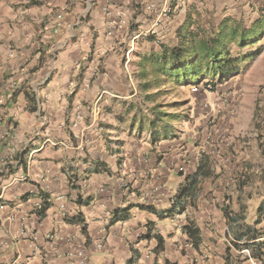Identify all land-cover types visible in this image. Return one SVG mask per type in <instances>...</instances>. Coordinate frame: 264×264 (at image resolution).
Masks as SVG:
<instances>
[{
  "label": "crops",
  "instance_id": "crops-1",
  "mask_svg": "<svg viewBox=\"0 0 264 264\" xmlns=\"http://www.w3.org/2000/svg\"><path fill=\"white\" fill-rule=\"evenodd\" d=\"M40 1L7 7L0 31V264H253L225 210L245 207L255 224L264 163L252 155L237 167L231 153L236 165L218 166L202 132L178 135L190 114L161 139L149 128L150 97L173 81L154 86L147 64L179 45L202 0H174L161 23L169 0ZM203 155L212 173L190 199ZM183 194L184 210L169 215Z\"/></svg>",
  "mask_w": 264,
  "mask_h": 264
},
{
  "label": "rangeland",
  "instance_id": "rangeland-1",
  "mask_svg": "<svg viewBox=\"0 0 264 264\" xmlns=\"http://www.w3.org/2000/svg\"><path fill=\"white\" fill-rule=\"evenodd\" d=\"M32 1L0 0V31L6 28L3 20L7 7L24 11L33 7ZM263 8L264 0H202V11L194 8L191 12L192 30L202 32V39H205L228 18L250 28L262 15ZM16 14L19 13L16 11ZM177 34L174 38L176 41ZM232 51L235 56L245 57V60L240 73L229 81L220 84L217 80L211 82V77H208L203 80L202 87L172 82L158 94V105H163L168 113L192 115L189 124H177L178 135L193 137L200 136L202 132L203 147L210 151L218 166L221 158L228 169L236 165L229 162L233 154H238V159H241L237 167L246 156L252 155L258 164L264 163V150L257 146L264 138V38L257 44L250 43L243 47L235 43ZM207 81H210L208 85ZM192 87L200 92L194 95ZM188 98L192 102V106H189L192 111L188 110Z\"/></svg>",
  "mask_w": 264,
  "mask_h": 264
},
{
  "label": "trees",
  "instance_id": "trees-1",
  "mask_svg": "<svg viewBox=\"0 0 264 264\" xmlns=\"http://www.w3.org/2000/svg\"><path fill=\"white\" fill-rule=\"evenodd\" d=\"M40 4L41 1L38 0L31 2L33 6H39ZM261 14L260 18L250 28L242 26L231 18L225 19L217 27L218 29L216 28L215 33L205 39H202V32L192 30L191 23L188 27H184L178 33L179 45L172 48H164L163 53L158 58L150 59L152 63L147 64V66H150L149 70H152L157 75L156 85L154 86L158 88L164 86L167 81L166 78L172 79L176 85H191L202 84L203 80L208 79V77H211V82L217 80L218 83L223 84L229 81L230 78L237 76L241 71V64L245 57L235 56L232 46L235 43H238L240 47L250 43L257 44L264 38V8ZM250 55L247 56L249 57ZM207 82L208 85L210 81ZM148 86L150 88V83H148ZM150 98L151 101L156 102L158 95H153ZM152 112L153 118L150 120L149 128L153 131V136L156 139H161L167 136L169 132H173L169 124L172 120L182 118L181 115L167 113L160 104ZM211 173L212 162L210 157L203 155L198 171L195 175L188 178V187L185 193L190 196V199L195 197L199 185ZM261 181L264 183V170L261 175ZM185 206L186 197H184V194L179 195L176 199L175 207L169 211V215L181 213ZM127 212L126 210L118 221L127 219L129 217ZM225 212L230 222L239 226L238 233H236L237 240L243 241L246 239V246L250 251L251 257L263 260L264 240H258L264 239V228L261 226L264 221V197L258 206L257 220L254 225L245 222V207H241L239 213H229L227 209ZM83 231L87 232L85 227ZM159 242L161 247V238Z\"/></svg>",
  "mask_w": 264,
  "mask_h": 264
},
{
  "label": "built area",
  "instance_id": "built-area-1",
  "mask_svg": "<svg viewBox=\"0 0 264 264\" xmlns=\"http://www.w3.org/2000/svg\"><path fill=\"white\" fill-rule=\"evenodd\" d=\"M174 0H169V2H168V4L167 5H165L159 12H158V15H157V20H158V22L159 23H161L162 21H164L165 19H167V21L169 20L170 21V19H172V17L174 16V14L176 13V11L178 10V7H177V5H175L174 4ZM154 7H155V5H153V4H147V6H146V9L148 10V11H150V10H153L154 9ZM149 34H157V32H155V30H151L150 32H149ZM143 35V34H142ZM141 36V35H140ZM139 36V37H140ZM128 53L130 54V53H133V49L131 48L129 51H128ZM220 108V107H219ZM218 108V110H220ZM245 253L249 256V259H250V261L253 263V264H262V263H259V262H257V261H255L252 257H251V254H250V251L249 250H246L245 251Z\"/></svg>",
  "mask_w": 264,
  "mask_h": 264
}]
</instances>
